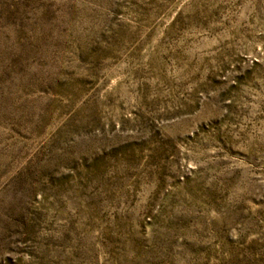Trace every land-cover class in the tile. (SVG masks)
<instances>
[{
  "label": "rangeland",
  "instance_id": "rangeland-1",
  "mask_svg": "<svg viewBox=\"0 0 264 264\" xmlns=\"http://www.w3.org/2000/svg\"><path fill=\"white\" fill-rule=\"evenodd\" d=\"M0 264H264V0H0Z\"/></svg>",
  "mask_w": 264,
  "mask_h": 264
}]
</instances>
